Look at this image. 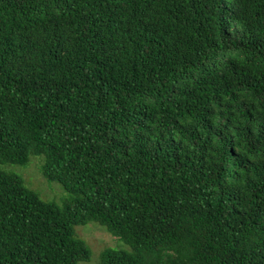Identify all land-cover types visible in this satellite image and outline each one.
<instances>
[{
	"label": "trees",
	"instance_id": "1",
	"mask_svg": "<svg viewBox=\"0 0 264 264\" xmlns=\"http://www.w3.org/2000/svg\"><path fill=\"white\" fill-rule=\"evenodd\" d=\"M89 222L98 264H264V0H0V264L90 261Z\"/></svg>",
	"mask_w": 264,
	"mask_h": 264
},
{
	"label": "rangeland",
	"instance_id": "2",
	"mask_svg": "<svg viewBox=\"0 0 264 264\" xmlns=\"http://www.w3.org/2000/svg\"><path fill=\"white\" fill-rule=\"evenodd\" d=\"M42 163V156L30 155V162L27 166L6 165L4 167L7 171L20 175L26 186L38 193L43 200L62 205L69 195L60 183L49 181L42 175ZM75 230L77 237L83 240L92 251L91 260L79 264H98L100 255L106 248L130 250L121 238L109 233L99 223L89 222L86 225L76 226Z\"/></svg>",
	"mask_w": 264,
	"mask_h": 264
}]
</instances>
